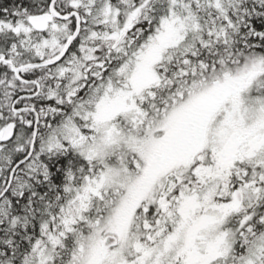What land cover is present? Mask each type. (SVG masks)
Listing matches in <instances>:
<instances>
[{
  "label": "snow or ice",
  "instance_id": "obj_1",
  "mask_svg": "<svg viewBox=\"0 0 264 264\" xmlns=\"http://www.w3.org/2000/svg\"><path fill=\"white\" fill-rule=\"evenodd\" d=\"M0 264H264V0H0Z\"/></svg>",
  "mask_w": 264,
  "mask_h": 264
}]
</instances>
